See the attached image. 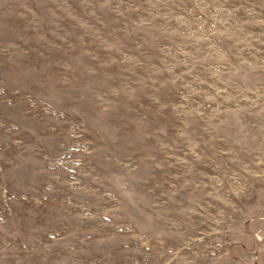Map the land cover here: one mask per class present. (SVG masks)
<instances>
[{
  "label": "rangeland",
  "instance_id": "rangeland-1",
  "mask_svg": "<svg viewBox=\"0 0 264 264\" xmlns=\"http://www.w3.org/2000/svg\"><path fill=\"white\" fill-rule=\"evenodd\" d=\"M0 264H264V0H0Z\"/></svg>",
  "mask_w": 264,
  "mask_h": 264
}]
</instances>
